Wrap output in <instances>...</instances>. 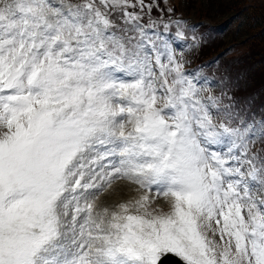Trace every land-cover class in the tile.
Wrapping results in <instances>:
<instances>
[{
    "label": "snow or ice",
    "instance_id": "snow-or-ice-1",
    "mask_svg": "<svg viewBox=\"0 0 264 264\" xmlns=\"http://www.w3.org/2000/svg\"><path fill=\"white\" fill-rule=\"evenodd\" d=\"M174 13L0 0V264H264V117L227 67L200 95ZM114 181L136 198L99 206Z\"/></svg>",
    "mask_w": 264,
    "mask_h": 264
},
{
    "label": "rangeland",
    "instance_id": "rangeland-1",
    "mask_svg": "<svg viewBox=\"0 0 264 264\" xmlns=\"http://www.w3.org/2000/svg\"><path fill=\"white\" fill-rule=\"evenodd\" d=\"M244 4L249 6L250 11L253 14L257 15L259 20L256 24H254V27L246 33L242 30H239V32H235L233 36H230L229 34L228 36L224 37L223 44H232L230 52H228L227 58L230 56H235L237 54H244L246 49L249 48L251 45H256L258 49H262L264 51V0H160V5L162 8L172 7L175 9L174 15L176 17L188 16L191 19H198L203 17L205 19L210 20L211 22H218L227 18L230 13H233ZM153 14L157 15L156 12H154ZM249 17H251V13ZM252 32H258V39L254 37V39L256 40L255 44H253V39L250 37ZM197 46L198 45H196L195 47L197 48ZM190 50V45L185 44L183 49V56L186 61L188 59V52ZM187 66L188 62L186 63L185 67L188 68ZM231 72L232 75L230 76L232 77V80L236 85L234 88V94L238 102L247 106L248 113L250 110L254 111V116H251L252 113L250 112L249 117H254L257 121L260 120L262 117H264V101L262 102V105L252 103V99H254L255 97H259V92L256 88L257 86L252 84L250 81L249 83L247 82L246 74V78L243 80V77L240 78L241 76L234 74V70H231ZM204 85L207 87V90L206 92L202 90L200 95L202 94V92H204V95L207 97L208 90L210 88L212 91L214 88V91L216 92L215 94L219 95V92L217 91V89H215L216 85H213L212 80H209L208 83H205ZM239 89H241L240 94H247V97H245L247 98V101L241 99V97L238 96ZM212 114L214 116V119H216V113L213 112ZM257 141L258 138H256L253 143H257ZM127 183L128 182L126 181H114L113 184L119 185V187H117L116 190L111 193H109L108 191L100 192V201L98 205L101 207L113 208L117 203L126 202L130 199L136 198V192L134 190L135 186L124 187V185ZM254 194L259 197L264 195V191L254 190Z\"/></svg>",
    "mask_w": 264,
    "mask_h": 264
},
{
    "label": "trees",
    "instance_id": "trees-1",
    "mask_svg": "<svg viewBox=\"0 0 264 264\" xmlns=\"http://www.w3.org/2000/svg\"><path fill=\"white\" fill-rule=\"evenodd\" d=\"M242 6L236 10L238 13L226 24V28L223 31L227 32H221L220 28L210 26L206 23L199 25L202 41L198 50V61L207 62L209 59L217 58V61L219 62L218 65H214L216 69L218 66L221 68L227 67L229 69V75H232L231 70H234V74L238 76H240V74H246L247 82L249 83L250 81L257 86V91L260 92L264 91V51L262 49H258L256 45H251L247 48L250 50V53H244L241 55L237 54L236 56H230L228 58L226 55L223 56L222 54L219 56L217 54L218 50L224 43L223 36H228L229 34L230 36H233L235 31L238 30H242L246 33L258 22V16L250 11L249 6L247 5L244 8H242ZM250 13L251 17H249ZM250 37L253 39V44H255L256 40L254 37L258 39V32H252ZM244 78H246V76H244ZM259 94L260 99H263L264 92Z\"/></svg>",
    "mask_w": 264,
    "mask_h": 264
},
{
    "label": "water",
    "instance_id": "water-1",
    "mask_svg": "<svg viewBox=\"0 0 264 264\" xmlns=\"http://www.w3.org/2000/svg\"><path fill=\"white\" fill-rule=\"evenodd\" d=\"M166 262H168L167 264H181L180 262H178L175 258H173V257H168L166 260H165V262H164V264H166Z\"/></svg>",
    "mask_w": 264,
    "mask_h": 264
}]
</instances>
